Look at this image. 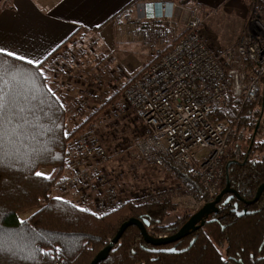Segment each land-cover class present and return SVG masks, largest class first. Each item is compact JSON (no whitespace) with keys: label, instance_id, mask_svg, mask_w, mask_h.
I'll list each match as a JSON object with an SVG mask.
<instances>
[{"label":"trees","instance_id":"16d2710c","mask_svg":"<svg viewBox=\"0 0 264 264\" xmlns=\"http://www.w3.org/2000/svg\"><path fill=\"white\" fill-rule=\"evenodd\" d=\"M245 2L264 18V0ZM0 89L12 101L0 128V264H90L130 219L144 223L155 239L173 236L189 219L191 215L168 223L176 209L160 201H123L98 215L76 206L67 194L51 191L63 177L70 139L100 115L117 93L67 132L66 109L38 65L0 53ZM263 110L264 99L242 104L228 96L226 107L215 116L231 130L221 190L227 178L230 189L244 201L252 200L264 183ZM40 169L51 172L37 175ZM176 176L196 202L210 203L217 196L206 198L195 179ZM242 203L239 207H246ZM34 208L31 216L19 220V213ZM249 209L253 213L238 216L242 211L233 215L228 205H221L215 221L212 214L195 232L162 246L145 243L139 229L130 226L98 264H264V192ZM227 258L234 261L228 263Z\"/></svg>","mask_w":264,"mask_h":264},{"label":"built area","instance_id":"2783aa9c","mask_svg":"<svg viewBox=\"0 0 264 264\" xmlns=\"http://www.w3.org/2000/svg\"><path fill=\"white\" fill-rule=\"evenodd\" d=\"M156 6L159 15L148 14L146 20L170 18L172 3ZM203 22L197 11H188L180 36L171 46L153 52L150 64L129 79L120 105L111 104L110 111L130 112L144 128L131 149L134 160L176 178L177 173L193 178L206 198H212L220 193L231 144V130L215 116L226 107L228 96L242 104L257 100L264 79V18L253 10L249 33L220 53L203 39ZM98 123L94 119L73 140L63 177L51 191L72 192L76 206L102 215L121 201L102 167L106 153L96 133ZM203 201L196 203L202 207Z\"/></svg>","mask_w":264,"mask_h":264},{"label":"crops","instance_id":"0c3cea01","mask_svg":"<svg viewBox=\"0 0 264 264\" xmlns=\"http://www.w3.org/2000/svg\"><path fill=\"white\" fill-rule=\"evenodd\" d=\"M177 1L179 0H0V49H3L0 53L7 55L12 52L15 55L10 57H23L17 60L26 63L31 60L32 63L29 64L38 65L48 80L49 89L62 102L67 113L70 111V123L79 125L109 98L107 89L112 78L107 75L110 71L105 67V56L79 59L78 63L74 64L77 70L74 69L72 77H66L67 73L63 67L56 66L60 56L57 53L75 35L94 31L101 37L110 26L113 25L117 29L125 25L124 23H131L130 20L135 23L132 27L135 31L147 22H161L166 27L183 23V26L184 18L188 17V11L192 10L197 11L203 18V24L209 17L216 15L230 16L234 21L246 24V27L240 32L237 31L234 38L228 41L205 34L201 26L203 39L216 53L235 47L249 33L253 10L245 0H194L190 2L192 8L188 9ZM164 2L173 4L170 18H160L156 22L146 20L148 14L154 13L158 16L159 9L156 5ZM174 31L171 42L163 48L171 46L180 36L179 30ZM103 44L105 45L104 42ZM66 63L73 66L72 63ZM79 80L81 84L77 83ZM90 82L91 94L87 95L82 86ZM77 109L84 110L85 117L74 121V118L78 117H74ZM66 123H69V120H66Z\"/></svg>","mask_w":264,"mask_h":264},{"label":"rangeland","instance_id":"374dc122","mask_svg":"<svg viewBox=\"0 0 264 264\" xmlns=\"http://www.w3.org/2000/svg\"><path fill=\"white\" fill-rule=\"evenodd\" d=\"M185 1L179 0L177 2L179 5L186 6V9L192 8L193 5L190 3H188L189 5L184 4ZM185 20H187V17L184 18L183 22ZM130 21L131 23H124L125 25L119 26L117 29L113 25L110 26L104 35L101 32L103 35L101 37L94 31L86 32L83 35H75L57 53L60 56H58L59 60L56 62V66L59 68L63 67L64 72L67 73L66 77H72L73 72L77 70L75 65L79 59L105 56V67L110 71L107 75L112 78L111 85L107 89V97L115 93L118 96L100 115L95 117L96 120L100 121L96 133L106 153V159L102 162L103 170L111 179V186L116 192L118 201L131 200L142 203L150 198L156 199L155 201L169 202L176 210L171 213L167 222L173 223L183 216H192L201 207L186 194L176 177L164 173L154 165L137 162L131 157V149L135 142L144 134V128L130 112L124 114H119L118 112L119 115H116L115 112L110 111V108L111 104L114 103L120 105L122 90L125 84L140 70L150 64L155 50L163 48L171 42L174 30H179L178 32L182 31L183 23H178L177 26L169 25L166 27L161 22H147L146 25L139 26V29L135 31L132 28L135 23L132 22L133 20ZM233 23L234 26H232ZM244 27H246V24H242V22L237 20L234 21L230 16L221 17L216 15L209 17L205 21L202 25V30L204 29L207 35L222 41H228L232 40L235 33L237 31L240 32ZM66 62L68 64L72 63L73 66L67 65ZM237 64H240V62H237ZM241 65L243 64L241 63ZM76 79L81 80L79 77H76ZM80 80L77 83L81 84ZM90 84L91 82L82 86L87 95L91 94L89 92L92 89ZM263 99L264 79L260 85L258 101L262 102ZM256 107L259 108L260 103ZM69 112L67 113L66 111V120H69L67 132L74 130L78 126V124L73 125L70 123ZM74 113V117L78 115L77 119L74 118V121H79L85 117L84 110L77 109ZM89 123L78 130L70 139L69 143L71 146L73 140L86 130ZM50 172V169H40L38 171L42 176H48ZM65 194L68 195V199L70 197L72 199L74 195V193L68 191ZM71 199L69 201L73 203ZM35 211L36 208L25 210L18 214V218L19 220H25Z\"/></svg>","mask_w":264,"mask_h":264},{"label":"water","instance_id":"95a60500","mask_svg":"<svg viewBox=\"0 0 264 264\" xmlns=\"http://www.w3.org/2000/svg\"><path fill=\"white\" fill-rule=\"evenodd\" d=\"M263 190H264V183L258 187L253 203L258 200ZM229 193H234V191L230 189L228 179L226 178L224 189L215 197V199L212 202L203 205L195 214L189 217V219L180 227L177 233L165 239H155L150 237L146 232L144 223L136 219L128 220L127 222L123 223L120 226L118 232L116 233L112 241L107 245V247H105L95 256V258L92 260L90 264H98L104 261L107 258L112 247L119 241L123 232L126 230V228L130 226L137 227L143 237L144 242L152 246L167 245L186 237L190 232H195L199 227L203 226L205 219L208 218V216L217 212V209L215 207L216 204H218L220 200L226 194Z\"/></svg>","mask_w":264,"mask_h":264},{"label":"flooded vegetation","instance_id":"af4514ba","mask_svg":"<svg viewBox=\"0 0 264 264\" xmlns=\"http://www.w3.org/2000/svg\"><path fill=\"white\" fill-rule=\"evenodd\" d=\"M263 113H262V117H261V119L263 120V123H264V110L262 111ZM261 120V121H262ZM263 184V183H262ZM261 184V185H262ZM223 190V189H222ZM221 190V191H222ZM231 190H233V189H231ZM220 191V192H221ZM234 191V193H229V194H226L221 200H220V202L218 203V204H216V209H217V212H218V210L221 208V205L223 206V205H228V207H229V211L231 212V213H233V215H235L236 213H238V212H240V211H242L241 212V214H237L238 216L239 215H243V214H250V213H253L250 209H249V207L250 206H252L253 204H255L258 200H259V198H258V200L256 201V202H254L253 203V200H254V198L252 199V200H249V201H244V200H242L240 197H239V194L235 191V190H233ZM264 192V190L262 191V193ZM262 193H261V195H262ZM260 195V196H261ZM212 202V201H211ZM239 202L241 203V202H243L242 204H244V206H246V207H244V208H240L239 207ZM207 204V203H206ZM217 212L216 213H213V221H215V215L217 214ZM244 212H246V213H244ZM212 215V214H211ZM211 215L210 216H208V218H206L205 220H210L211 219ZM226 261L229 263L230 261L231 262H233L234 260L232 259V258H227L226 259Z\"/></svg>","mask_w":264,"mask_h":264},{"label":"snow or ice","instance_id":"6c2138e0","mask_svg":"<svg viewBox=\"0 0 264 264\" xmlns=\"http://www.w3.org/2000/svg\"><path fill=\"white\" fill-rule=\"evenodd\" d=\"M0 52H3V49H0ZM7 55L14 56L15 54L12 52H8ZM17 59H23V57H16ZM29 63H32L31 60L28 61ZM12 101L6 100L5 96L2 94V89H0V128L3 127V119L5 111L11 106ZM37 175H41V173H37Z\"/></svg>","mask_w":264,"mask_h":264}]
</instances>
